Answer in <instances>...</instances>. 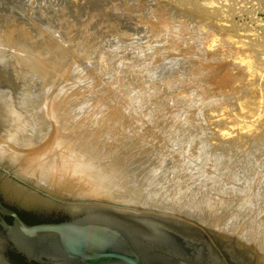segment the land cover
I'll use <instances>...</instances> for the list:
<instances>
[{
	"label": "rangeland",
	"instance_id": "1",
	"mask_svg": "<svg viewBox=\"0 0 264 264\" xmlns=\"http://www.w3.org/2000/svg\"><path fill=\"white\" fill-rule=\"evenodd\" d=\"M1 53L0 93L25 137L0 147L49 149L61 117L79 152L104 129L83 159L121 162L124 183L107 173L118 206L264 252V0H0ZM30 54L55 75L29 68Z\"/></svg>",
	"mask_w": 264,
	"mask_h": 264
},
{
	"label": "water",
	"instance_id": "2",
	"mask_svg": "<svg viewBox=\"0 0 264 264\" xmlns=\"http://www.w3.org/2000/svg\"><path fill=\"white\" fill-rule=\"evenodd\" d=\"M94 170L47 149L0 154V264H264L234 241L117 205Z\"/></svg>",
	"mask_w": 264,
	"mask_h": 264
},
{
	"label": "bare ground",
	"instance_id": "3",
	"mask_svg": "<svg viewBox=\"0 0 264 264\" xmlns=\"http://www.w3.org/2000/svg\"><path fill=\"white\" fill-rule=\"evenodd\" d=\"M36 49V48H35ZM11 54V53H10ZM11 55H13V54H11ZM60 57V56H59ZM20 60H21V58H19ZM19 59L17 60L18 62H20L19 61ZM11 60V59H10ZM28 61H27V65H28V67L30 68L31 67V69L33 68V69H35L36 70V72L39 70L42 74H43V76L44 75H47V76H49V77H51V75L53 74V75H55L54 73L56 72V71H54L55 70V61H53L52 60V58H50V57H47V56H39V55H35V54H30L29 55V57H28V59H27ZM0 61L1 62H6L5 61V56L1 53L0 54ZM13 61V60H12ZM10 62V61H9ZM17 62V63H18ZM14 63V62H13ZM3 65V64H2ZM5 65V64H4ZM18 65H19V63H18ZM22 65V64H21ZM7 66V65H6ZM26 65H24V67H25ZM22 67V66H21ZM23 67V68H24ZM11 68V67H10ZM19 68V67H18ZM23 68H19L20 69V73L22 72V69ZM27 68V67H26ZM26 68H24V69H26ZM23 69V70H24ZM28 69V68H27ZM11 70H12V68H11ZM24 72H26L25 70H24ZM28 72V71H27ZM50 73V74H49ZM70 73V72H69ZM26 75H28L27 73L25 74V76ZM40 75V74H39ZM24 77V76H23ZM29 77V76H28ZM54 79V78H53ZM39 80V79H38ZM45 84V83H44ZM29 87V86H28ZM2 88V87H1ZM37 89V88H36ZM26 90V89H25ZM31 90V89H30ZM28 91V90H27ZM0 94H2V93H0ZM30 94V93H29ZM28 94V95H29ZM13 98V97H12ZM10 99H9V97L5 94V95H0V137H4V138H6L8 135H9V139H11V141H13V142H15V143H18L19 144V142H20V140L18 139L19 137H20V139L22 138V137H25V136H21V134H19L18 135V133H19V131H20V129L23 131V126L24 125H22V119L20 120L19 118L20 117H18L19 115H18V112H16L15 111V107H12V106H14V105H11L10 103V101H9ZM45 101V100H44ZM54 101V100H53ZM10 102V103H9ZM57 103V102H56ZM33 104H34V102H33ZM43 104V103H42ZM49 105V104H48ZM60 105H62V104H55V103H52L51 104V107L49 108V114H47V115H49L52 119H54V118H57L58 117V113H59V109H60ZM46 106V105H45ZM50 106V105H49ZM47 107V106H46ZM43 109V108H42ZM24 110H26V109H24ZM48 110V109H47ZM36 111V110H35ZM21 112V111H20ZM25 112V111H24ZM61 112V111H60ZM47 113V112H46ZM62 114V113H61ZM48 117V116H47ZM46 117L45 116H42L40 119L44 122V119H45ZM39 119V120H40ZM63 118L61 117V118H59L58 119V121H57V119H56V121H55V119H54V121L56 122V124L55 123H52L53 125L55 124V125H57L58 126V128L59 129H61V130H63V131H66L65 133H58V134H56V133H54V137H51V146L49 147V149H51L52 147H54L55 146V148H57V149H61V151L59 150V152L58 153H63V154H65V156H66V158L70 161V162H74V161H77L79 164H80V167H81V169L82 170H86V169H90V170H94L95 172H97V174H98V176H99V178L101 179V183H102V185L112 194V196H113V198H114V200L116 201V202H119V203H121L122 201H124L123 199H125V201L127 200L124 196H122V195H119V192L117 191H115L116 190V188H115V186H116V181L114 182V180H113V178H108V176H107V173H108V170H112V171H114L115 173H120V167L122 166L121 165V162L120 163H115V162H112V163H110L109 165H107V164H104V162L100 165V166H96V165H94L90 160H89V157H90V155H88L87 157V159H83V158H85L84 157V155H86V153L88 154H91V150L90 151H88V147H87V144H89L90 145V143H94V145H95V147L97 148V147H99V146H101V144H104V143H107L108 141L106 140V138H108V136L107 137H105L106 135H108L107 133H105V136L103 135L104 134V132H102L104 129H101L102 131H100L99 129H97V130H92V132H90V133H88L86 136H85V141H83L82 143V145H83V147H82V152H79L80 151V149H78V147L76 146V144L75 143H77V142H75V143H72V140H71V142H69L68 143V139L66 138V137H69L70 138V136H67V135H72L73 133H74V131L71 129L72 128V126H73V123H72V120L71 119H65V120H62ZM41 121V122H42ZM33 122V121H32ZM45 123V122H44ZM38 124V123H37ZM120 124V123H119ZM11 125H13L14 127H15V133H12L7 127H12ZM55 125H54V127L53 128H55ZM118 126V125H117ZM52 127V126H51ZM82 127H85V126H79V128L77 127V129H80V128H82ZM110 127V126H109ZM114 127V126H113ZM107 128V127H106ZM105 128V129H106ZM56 129H57V127H56ZM114 129V128H113ZM117 129H119V127L117 128ZM51 130H53V129H51ZM60 130V131H61ZM56 130H54V132H55ZM114 131V130H113ZM115 131H117L116 129H115ZM51 132V131H50ZM58 132H59V130H58ZM119 132V131H118ZM41 133H44V129H43V131H41ZM109 133H111V132H109ZM114 133V132H113ZM24 134V133H23ZM47 134V133H46ZM24 135H26V134H24ZM41 135V134H40ZM43 135V134H42ZM49 135V134H48ZM81 135V134H80ZM103 135V136H102ZM27 136V135H26ZM35 137V136H34ZM39 137V136H38ZM115 137V136H114ZM120 137V138H119ZM123 138H124V136H122ZM121 135H119L118 134V136H117V138H119L120 140H121ZM3 138V139H4ZM72 138V137H71ZM109 138H110V136H109ZM117 138L115 137V138H110V141L111 142H116V140H117ZM24 140V144H32L33 145V140H31V138L29 139V138H27V139H25V138H23ZM35 139V138H34ZM41 139H42V137H41ZM73 139V138H72ZM115 139V140H114ZM22 140V139H21ZM74 140V139H73ZM77 140H78V138H77ZM75 141V140H74ZM118 142L120 143V141L118 140ZM68 143V144H67ZM86 144V145H85ZM65 145V146H64ZM81 145V146H82ZM93 150V149H92ZM8 151V149H7V145H4V146H1L0 147V154L2 153V154H4V153H6ZM114 158V157H113ZM100 159V158H99ZM126 159V158H125ZM131 159V158H130ZM127 162V161H126ZM139 162V161H138ZM123 163H124V161H123ZM126 164V163H125ZM128 168V167H127ZM123 170V169H122ZM118 175V174H117ZM120 177H118V178H120V181H121V183L123 182L124 183V180H123V177H122V174L120 173V175H119ZM114 177V176H113ZM116 177V176H115ZM137 177V176H136ZM115 179V178H114ZM125 179V178H124ZM119 183V182H118ZM125 184H127V183H125ZM138 185V184H137ZM134 189H135V187H134ZM118 190V189H117ZM119 196H118V195ZM124 197V198H123ZM147 198V197H146ZM122 199V200H121ZM155 200V199H154ZM130 201L131 202H133V200H131L130 199ZM136 201V200H135ZM140 201V200H139ZM208 201V200H207ZM210 201V200H209ZM208 201V202H209ZM127 202V201H126ZM149 204V203H148ZM143 216H144V214H143ZM186 217V216H185ZM196 217V216H195ZM163 219V218H162ZM166 220V219H165ZM167 221V220H166ZM168 222V221H167ZM168 223H170V222H168ZM172 224V223H171ZM176 225V224H175ZM215 225V224H214ZM220 225V224H219ZM179 226V225H178ZM215 226H218V224H216ZM181 227H183L182 225H181ZM203 227V226H202ZM222 228V227H221ZM215 229H217V228H215ZM219 229V228H218ZM238 231V230H237ZM236 232V231H235ZM254 238V237H253ZM255 246H256V244H255ZM256 249H257V247H256Z\"/></svg>",
	"mask_w": 264,
	"mask_h": 264
}]
</instances>
